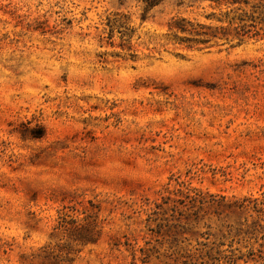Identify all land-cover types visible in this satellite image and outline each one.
Returning a JSON list of instances; mask_svg holds the SVG:
<instances>
[{"label": "rangeland", "instance_id": "1", "mask_svg": "<svg viewBox=\"0 0 264 264\" xmlns=\"http://www.w3.org/2000/svg\"><path fill=\"white\" fill-rule=\"evenodd\" d=\"M227 9L0 0V264H264V28Z\"/></svg>", "mask_w": 264, "mask_h": 264}, {"label": "trees", "instance_id": "2", "mask_svg": "<svg viewBox=\"0 0 264 264\" xmlns=\"http://www.w3.org/2000/svg\"><path fill=\"white\" fill-rule=\"evenodd\" d=\"M146 4V7H151L153 5L158 4L162 0H143ZM210 2L214 3L215 6H225L228 8V11H237L241 10L240 13L235 14L229 18H226L228 27H222L221 35L223 36H236L239 39L243 35L247 36H254L257 35L258 32L254 31L251 32V28L249 26H255L256 22L260 23V29L264 28V16H261L259 20H256L255 10L247 12L242 9L241 4H247L248 0H209ZM261 2L263 0H260ZM254 7V5H252ZM228 11L225 12V15L228 14ZM211 16L213 14H210ZM220 20V19H218ZM247 20H250V23L247 24ZM203 28V26L199 23H192L190 20H187L184 17L174 18L168 24V29L173 31V35L177 37V33L189 34L188 36L177 37L180 41L188 42V43H204L207 40V36L214 37L217 35L216 31H210L209 33L204 31H199L196 27ZM210 29V27H209ZM195 36H203L202 38H197Z\"/></svg>", "mask_w": 264, "mask_h": 264}]
</instances>
